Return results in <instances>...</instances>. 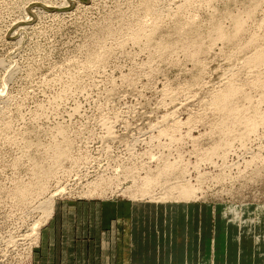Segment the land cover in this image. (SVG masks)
I'll list each match as a JSON object with an SVG mask.
<instances>
[{
    "label": "rangeland",
    "instance_id": "374dc122",
    "mask_svg": "<svg viewBox=\"0 0 264 264\" xmlns=\"http://www.w3.org/2000/svg\"><path fill=\"white\" fill-rule=\"evenodd\" d=\"M258 56L264 0H0V264L55 192L264 215Z\"/></svg>",
    "mask_w": 264,
    "mask_h": 264
},
{
    "label": "crops",
    "instance_id": "0c3cea01",
    "mask_svg": "<svg viewBox=\"0 0 264 264\" xmlns=\"http://www.w3.org/2000/svg\"><path fill=\"white\" fill-rule=\"evenodd\" d=\"M253 215L197 203L56 202L33 264H264V215Z\"/></svg>",
    "mask_w": 264,
    "mask_h": 264
},
{
    "label": "bare ground",
    "instance_id": "6f19581e",
    "mask_svg": "<svg viewBox=\"0 0 264 264\" xmlns=\"http://www.w3.org/2000/svg\"><path fill=\"white\" fill-rule=\"evenodd\" d=\"M264 57L262 58L261 56H258L257 57V59L255 60L256 62H258V63H260L261 61H263L264 62ZM261 64V63H260ZM233 91H235L234 89L233 90H227V92H225V93H223L222 95H220V96H218V98H217V103L219 102L220 104H223L224 105V107L223 108H225V106L226 105H228L229 104V102H227L228 100H229V98H232L231 96L234 94V92ZM228 103V104H227ZM222 107V106H221ZM229 109V108H228ZM232 109V108H231ZM225 110H227V106H226V109ZM253 129V128H252ZM255 129V128H254ZM252 131H254V130H252ZM80 161V160H79ZM77 165V164H76ZM73 173V172H72ZM100 178V177H99ZM149 178V177H148ZM97 180V179H96ZM146 180V179H145ZM148 180V179H147ZM41 183V182H40ZM98 183V182H97ZM100 185V184H99ZM86 187V186H85ZM98 187V186H97ZM146 187V186H145ZM42 188V187H41ZM96 188V187H95ZM61 189V188H60ZM112 189V188H111ZM186 189V188H185ZM184 189V191H187V190H185ZM66 190H67V188H66ZM66 190H64V188H62L61 190H60V192H65ZM42 191V190H41ZM29 192V191H28ZM187 192H191V191H187ZM194 192V191H193ZM143 193V192H142ZM23 195H24V197H27V195L25 196V191H23V193H22ZM58 194H59V192H55V193H52V195L50 196V198L48 199V202H47V204L45 205V207H47V210L46 211H44V217L48 220V219H50V217L52 216V214L54 213V210H55V203H54V201H55V197L56 196H58ZM192 194V193H191ZM22 196V195H21ZM29 196V195H28ZM186 196V195H185ZM190 196V195H189ZM188 196V197H189ZM23 197V198H24ZM38 230V226H35L34 228H33V231L35 232V234L34 235H36V231ZM28 236H30V237H32L31 236V234L30 235H28Z\"/></svg>",
    "mask_w": 264,
    "mask_h": 264
}]
</instances>
